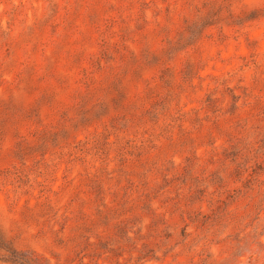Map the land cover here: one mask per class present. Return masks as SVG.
I'll list each match as a JSON object with an SVG mask.
<instances>
[{
  "label": "rangeland",
  "instance_id": "obj_1",
  "mask_svg": "<svg viewBox=\"0 0 264 264\" xmlns=\"http://www.w3.org/2000/svg\"><path fill=\"white\" fill-rule=\"evenodd\" d=\"M0 264H264V0H0Z\"/></svg>",
  "mask_w": 264,
  "mask_h": 264
}]
</instances>
